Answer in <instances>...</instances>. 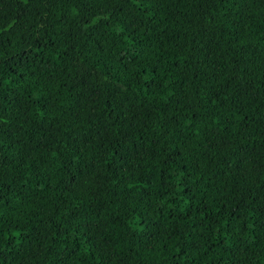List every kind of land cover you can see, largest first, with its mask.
Masks as SVG:
<instances>
[{
  "label": "trees",
  "instance_id": "16d2710c",
  "mask_svg": "<svg viewBox=\"0 0 264 264\" xmlns=\"http://www.w3.org/2000/svg\"><path fill=\"white\" fill-rule=\"evenodd\" d=\"M0 264H264V0H0Z\"/></svg>",
  "mask_w": 264,
  "mask_h": 264
}]
</instances>
